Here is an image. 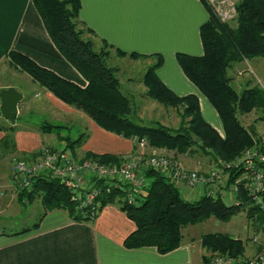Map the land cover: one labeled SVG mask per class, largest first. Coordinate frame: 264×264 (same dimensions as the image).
<instances>
[{"label": "trees", "instance_id": "trees-1", "mask_svg": "<svg viewBox=\"0 0 264 264\" xmlns=\"http://www.w3.org/2000/svg\"><path fill=\"white\" fill-rule=\"evenodd\" d=\"M32 3L55 46L86 79L87 84L81 86L65 79L15 50L8 52L10 65L27 73L63 102L83 111L102 128L136 139V144L144 141L150 147L177 153L199 151L218 163L232 161L244 149L255 144L264 146L255 129L245 126L238 117L253 109L264 110V90L260 87H245L238 93L229 77V70L235 62L264 57V0H238L234 26L221 22L203 2L209 12L208 19L200 26L203 53H176V61L184 74L217 111L222 121L223 135L203 118L196 94L179 96L161 81L156 74V68L163 62L161 54L125 52L117 48L116 52L120 56L154 57V63L147 68L142 79L148 96L164 106L181 108L183 116L188 117L187 122L176 129L158 122L146 125L132 120L129 99L121 92L117 77L119 69L108 61L112 46L101 40V46L96 47L95 40L90 36L92 30L79 19L80 0H32ZM65 127L43 121L39 129L42 133L60 134V130ZM15 130V126L0 120V131L4 132L0 139V160L15 152ZM85 137L81 133L75 139L70 136H60L59 139L73 149ZM37 153L30 156L35 157ZM123 157L93 153L84 156L85 159L115 165ZM228 174L227 185L235 180L237 173L230 170ZM143 176L146 186L134 202H128L127 190L112 188L106 192V184L102 180L98 182L101 190L98 197L100 210L105 204L114 203L135 223V229L124 239L127 248L154 246L158 252L168 253L181 245L184 227L210 218L228 222L239 213H245L252 225L264 231V212L252 204L242 185L239 192L229 195L232 198L228 204L217 190L215 195L204 192L196 199H187L171 180L152 168H146ZM38 196L43 208L39 219L48 212L64 210L76 221H90L88 216L83 217L76 209L73 192L49 176L33 177L31 187L20 188L17 193L18 202L23 205ZM38 224L37 220L12 232L23 233ZM200 243L206 250L202 256L203 262L216 254L245 257V241L224 232H205L200 237Z\"/></svg>", "mask_w": 264, "mask_h": 264}, {"label": "crops", "instance_id": "crops-1", "mask_svg": "<svg viewBox=\"0 0 264 264\" xmlns=\"http://www.w3.org/2000/svg\"><path fill=\"white\" fill-rule=\"evenodd\" d=\"M80 3L79 19L92 30L90 36L97 48L101 40H105L114 50L161 54L163 62L156 68L161 81L179 96L196 94L203 118L223 135L217 111L176 61L177 52L203 53L200 26L208 19L209 12L202 0H80ZM11 50L27 55L65 79L81 86L87 84L51 40L32 0H0V66L10 65L8 52ZM108 61L119 69L117 77L121 82L119 75L124 72L123 64L134 67L145 63L146 69L154 63V57H145L144 62H140L128 55L121 57L111 53ZM132 79L131 75L126 78L127 81ZM14 82L0 87V90L13 88L22 96L14 123L0 114L4 124L16 127L13 133L16 150L10 155L11 159L31 157L43 145L56 148L65 145L60 135L41 132L39 126L43 121L68 125L70 134L64 130L61 136L71 139L84 133L85 139L74 148L78 158L88 153L127 156L139 149L134 139L102 128L27 73H17ZM3 135L0 131V139ZM181 158L187 159L183 154ZM189 162L193 163L190 165L193 169L207 171L211 167L206 163L199 165L193 159ZM11 172V167L5 172L8 179L13 178ZM9 182L13 184L12 180ZM9 182L2 177L0 188L9 189L12 185ZM178 189L184 197L185 187ZM203 193L204 188L191 194L198 198ZM39 218L38 226L29 231L19 234L0 231V264H201L206 254L200 243L201 235L190 239L183 237L179 247L164 254L154 246L125 247L124 239L135 229V223L114 203L105 204L90 221H76L64 210L48 212Z\"/></svg>", "mask_w": 264, "mask_h": 264}, {"label": "built area", "instance_id": "built-area-1", "mask_svg": "<svg viewBox=\"0 0 264 264\" xmlns=\"http://www.w3.org/2000/svg\"><path fill=\"white\" fill-rule=\"evenodd\" d=\"M224 23H231L237 17L238 0H202ZM136 140V139H135ZM139 150L124 156L121 164H106L95 159L78 158L66 146L61 148L43 145L35 157L15 159L12 165L14 184L20 188L31 187L33 177L46 175L59 181L73 192L76 199V209L83 217L93 220L100 210L101 194L98 182L106 184V192L112 188L127 190L128 202H134L139 192L146 186L145 178L141 177L144 167L152 168L176 186L199 190L204 188L206 194L215 195L216 187L222 194L226 191L235 195L240 185L252 200L264 212V146L253 145L244 149L240 155L230 162H219V168L213 166L207 173L198 169H186L178 161L165 155L153 154L142 156L146 143L137 142ZM123 157V158H124ZM234 170L237 175L233 182L227 185L228 172ZM123 180L125 184H122ZM224 181V183H221ZM226 181V182H225ZM218 191V190H217ZM253 235V242L258 248L251 257L234 258L226 254H216L201 264H264V231ZM263 242H259L261 238Z\"/></svg>", "mask_w": 264, "mask_h": 264}, {"label": "rangeland", "instance_id": "rangeland-1", "mask_svg": "<svg viewBox=\"0 0 264 264\" xmlns=\"http://www.w3.org/2000/svg\"><path fill=\"white\" fill-rule=\"evenodd\" d=\"M235 20L230 23L232 26L235 25ZM111 53H116V56H120L114 49H111L110 54ZM135 59L139 60L140 62H144V57H138ZM249 60V62L246 60L249 64L240 63L241 61L235 62L232 68L229 70L231 83L238 93L241 92L245 87H260L264 90V57H254ZM144 64L145 63H142L134 67L123 64L124 72L123 74L119 75L121 80V82H119L121 92L129 99L128 101L131 109V119L137 123L146 125H154L158 122L174 129L178 128L181 124H185L188 120V117L183 116L181 108L177 109L171 106H164L163 104L155 101L148 96L147 87L145 86L144 82L142 80L141 82H138V79L142 75H144L145 71L149 67L148 66L145 69ZM0 67V87H2V85H7V83L14 82L15 78H17V73L20 72L18 69L9 64H5L4 66ZM130 75L133 79L127 81L126 78ZM238 117L245 126H247L248 128L253 127L264 143V110L258 108L253 109L249 113L239 114ZM68 129L69 127L61 129L60 134L58 135L61 136V134H64V130H67V132L70 134V131ZM75 129L76 128H74L73 131H76ZM78 131L81 132V130ZM64 146H66V144ZM67 148L73 154L76 152L74 148V152L72 151V148ZM141 154L144 157H148L153 154L165 155L178 161L186 169H193L190 166L193 164L189 162L190 159H193L195 163L196 161L199 162V165H203L206 163V165L208 164V166H211L207 168V172L210 170V168L213 167L214 164L216 168H219L218 162L213 161L210 158L207 159L208 156L202 154L199 151L194 153H177L174 150L154 148L146 144L142 149ZM182 154L187 158L184 161L181 158ZM126 158L128 159V157H124L123 159H121V162L119 164L125 162ZM14 160L15 158L11 159L10 155L7 156V158L0 160V181L2 177L5 176L6 181L9 182L12 180L14 184L13 178L8 179L5 174L6 170H8L9 167H11L12 169ZM145 169L146 167H144V170ZM199 172L204 174L203 170H199ZM140 175L142 178H144L143 173H141ZM120 182L122 184H125L123 180H120ZM221 183H224V181H222ZM9 184L12 183L9 182ZM12 185L11 187H9V189L6 187L0 188V231H15L25 226H29L38 220L43 211L41 206V199L39 196L35 197L32 202H25L24 205L18 202L17 193L19 192L20 188L16 185ZM182 188L184 187H181V189ZM214 190L219 191L220 188L216 187V189ZM193 191L194 190H192L191 188L185 187V190H183L182 193H184V197L186 198L190 196L188 198L196 199L195 196L191 194ZM229 195L232 196V194L228 193L227 191L223 193L224 202L228 204L231 202L232 198ZM210 231L224 232L231 235L232 237L242 238L245 241L244 254L246 257L253 256L258 248V244L256 242H253V235L258 230L255 225H252L250 220L247 219L245 213H239L238 215L231 218L228 222H220L214 218H210L201 223L188 225L182 229V234L184 238L186 237L187 239H190L192 237L197 238V236ZM259 238H261V236ZM259 242H263V238H261Z\"/></svg>", "mask_w": 264, "mask_h": 264}, {"label": "water", "instance_id": "water-1", "mask_svg": "<svg viewBox=\"0 0 264 264\" xmlns=\"http://www.w3.org/2000/svg\"><path fill=\"white\" fill-rule=\"evenodd\" d=\"M21 99V94L13 88L0 90V114L5 120L10 123L16 121L18 103Z\"/></svg>", "mask_w": 264, "mask_h": 264}, {"label": "bare ground", "instance_id": "bare-ground-1", "mask_svg": "<svg viewBox=\"0 0 264 264\" xmlns=\"http://www.w3.org/2000/svg\"><path fill=\"white\" fill-rule=\"evenodd\" d=\"M213 166H215V164Z\"/></svg>", "mask_w": 264, "mask_h": 264}]
</instances>
